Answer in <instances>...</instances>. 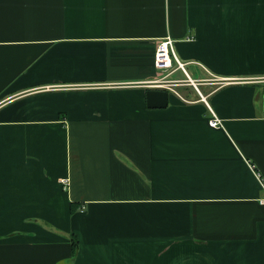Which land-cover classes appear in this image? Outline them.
I'll return each instance as SVG.
<instances>
[{"label": "crops", "instance_id": "crops-1", "mask_svg": "<svg viewBox=\"0 0 264 264\" xmlns=\"http://www.w3.org/2000/svg\"><path fill=\"white\" fill-rule=\"evenodd\" d=\"M263 77L264 0H0V264H264Z\"/></svg>", "mask_w": 264, "mask_h": 264}, {"label": "built area", "instance_id": "built-area-1", "mask_svg": "<svg viewBox=\"0 0 264 264\" xmlns=\"http://www.w3.org/2000/svg\"><path fill=\"white\" fill-rule=\"evenodd\" d=\"M174 43L175 40L172 39L170 36L162 38V40L157 43L155 50V67L157 68L160 74L158 77L154 79H149L148 81H144L142 84L148 88H164L168 90H173L174 87L178 85L189 84L193 85L197 90H199V86L205 81L190 78L186 67L187 63L180 60L178 55L175 53ZM179 70H181L184 74L188 75V78H174L173 75ZM210 80L216 81L215 78H212ZM260 80L264 81V77L260 78ZM211 110L213 112V116L210 119V124L214 127L222 126L221 120L218 118L214 110ZM63 182L64 186H66L67 179H64ZM260 201L264 205V197Z\"/></svg>", "mask_w": 264, "mask_h": 264}, {"label": "water", "instance_id": "water-1", "mask_svg": "<svg viewBox=\"0 0 264 264\" xmlns=\"http://www.w3.org/2000/svg\"><path fill=\"white\" fill-rule=\"evenodd\" d=\"M148 107L164 108L169 103V91L166 89H149L146 94Z\"/></svg>", "mask_w": 264, "mask_h": 264}, {"label": "rangeland", "instance_id": "rangeland-1", "mask_svg": "<svg viewBox=\"0 0 264 264\" xmlns=\"http://www.w3.org/2000/svg\"><path fill=\"white\" fill-rule=\"evenodd\" d=\"M187 69L188 71L190 72V74L193 76V77H196V74L194 73V70L192 67H189L187 66ZM183 76V72L181 70L177 71V73L174 74V78H180ZM201 89L203 90V88L201 87Z\"/></svg>", "mask_w": 264, "mask_h": 264}, {"label": "trees", "instance_id": "trees-1", "mask_svg": "<svg viewBox=\"0 0 264 264\" xmlns=\"http://www.w3.org/2000/svg\"><path fill=\"white\" fill-rule=\"evenodd\" d=\"M72 243H73V250L75 251L76 248H77V245H78V243H77L75 238L72 239Z\"/></svg>", "mask_w": 264, "mask_h": 264}]
</instances>
